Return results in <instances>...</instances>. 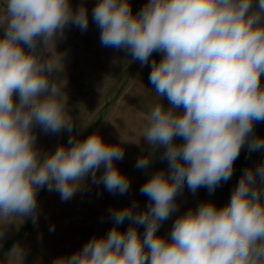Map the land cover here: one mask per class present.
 I'll list each match as a JSON object with an SVG mask.
<instances>
[{
    "label": "clouds",
    "instance_id": "9594fccd",
    "mask_svg": "<svg viewBox=\"0 0 264 264\" xmlns=\"http://www.w3.org/2000/svg\"><path fill=\"white\" fill-rule=\"evenodd\" d=\"M4 12L0 221L31 217L35 223L45 186L67 201L90 177L126 194L130 181L114 163L123 159L126 141L111 145L92 133L70 135L67 147L51 153L36 147V126L73 131L66 82H57L64 54L56 42L70 24L87 30V9L74 10L70 0H5ZM92 20L102 46L127 50L142 66L154 52L162 54L151 62L149 82L170 107L151 108L142 137L152 152L164 148L169 171L155 172L141 187L149 199L145 210L135 203L110 210L115 224L106 236L53 264H264V162L243 172L226 205L201 202L176 218L170 239L157 235L185 184L192 192H213L233 175L246 142L249 151L264 149V138L253 134L254 123L264 121V0H147L136 14L129 0H98ZM150 163V155L142 156L136 167ZM125 220L132 223L121 232ZM137 226H144L143 236Z\"/></svg>",
    "mask_w": 264,
    "mask_h": 264
},
{
    "label": "rangeland",
    "instance_id": "374dc122",
    "mask_svg": "<svg viewBox=\"0 0 264 264\" xmlns=\"http://www.w3.org/2000/svg\"><path fill=\"white\" fill-rule=\"evenodd\" d=\"M70 2L74 10L81 6L87 9L89 24L86 31L68 25L64 36L56 42V51L64 54V67L57 82H66L63 91L67 96V111L73 120V131L69 133L65 129L56 134L45 133L36 126V147L48 153L60 145L67 147L70 135L84 139L98 133L105 143L111 145L119 144L125 137L129 141L140 124L134 105L136 92L133 85L140 62L133 60L127 50L102 46L101 30L92 20V10L98 0ZM129 3L133 14H136L147 0H129ZM4 8L5 0H0V20L5 15ZM3 33L4 29L0 28V36ZM81 124L87 127L82 129ZM254 132L256 137L264 138V121L256 123ZM175 142L179 144L182 140L176 138ZM121 147L124 157L114 163L130 181L126 194L109 192L103 183H95L90 177L67 201H62L58 192L49 191L45 186L37 194L39 208L35 223L31 217L23 220L10 218L8 223L0 221V264H53L58 257L73 254V248L77 251L82 249L91 238L106 236L115 224L110 210L122 209L133 203L137 211L145 210L149 199L140 193L141 187L155 172L169 171L167 160L161 158L164 148L152 152L149 144L144 148H134L128 142ZM242 149L238 170L233 171L229 180L233 182V189L246 169H254L264 162V149L249 151L248 144ZM149 155V167L138 169V158ZM102 172L103 169L97 176ZM221 191L218 188L209 192L206 187H200L192 192L185 184L176 197L177 210L170 215L169 221L176 220L190 208L195 209L201 202H212L217 207L226 205L231 192L223 186ZM131 223L125 220L118 228L122 232Z\"/></svg>",
    "mask_w": 264,
    "mask_h": 264
},
{
    "label": "crops",
    "instance_id": "0c3cea01",
    "mask_svg": "<svg viewBox=\"0 0 264 264\" xmlns=\"http://www.w3.org/2000/svg\"><path fill=\"white\" fill-rule=\"evenodd\" d=\"M161 58H162L161 53L154 52L152 54V56L150 57L147 65L142 66L140 63L139 68H138L137 73H136L135 78H134V84L133 85H134V90L136 92L135 97H134V105H136V111L138 112L137 118L139 117L138 123L140 122V124L137 125V128H136L137 132H135L132 135V137L129 139V141L126 140L127 137L122 138L123 141H126L124 143L128 142V145H133L134 148H144L148 144L144 140L142 135H143V132H144L145 127H146V117H147V114L150 112L151 108L155 104L160 103V102L163 104V106L165 108L170 107V104H169L167 98L164 97L161 101L160 98L155 94V91L153 89V85L149 82V76H150V72H151V62H152V60L159 62ZM261 83H262V85H264V76L261 77ZM180 111H182V109H180ZM138 127H140V129H138ZM255 127H256V123H254V131H255ZM142 129H144V130H142ZM253 134L255 135V132ZM119 144H121V140L119 141ZM121 146H122V144H121ZM242 148H247V142L245 143V145ZM241 152H243V149L240 151V153ZM238 160H239V158L234 162L233 171L238 170V167H239ZM232 177L233 176H231V178ZM229 180L227 182H221L220 185L216 189L220 188V192H222L221 188L223 186V187H225V189L229 188V191L231 192L230 194H232V191L234 190L233 189V182H232V180L229 182ZM217 192H218V190H217ZM169 219L170 218H168L166 220V222L161 223V225L158 229V232H157V235L168 238V239H170V232L172 229L171 226L175 222V219H173L171 221H169ZM128 227H125L122 232H125L128 229ZM137 228H138L139 234L141 236H143L144 232H145L144 226L143 227L137 226ZM73 250H72L73 252L77 251V249H75V248H73Z\"/></svg>",
    "mask_w": 264,
    "mask_h": 264
}]
</instances>
